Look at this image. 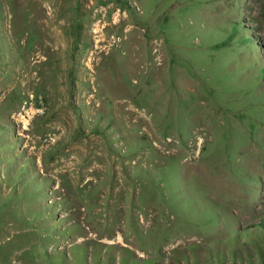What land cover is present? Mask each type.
Wrapping results in <instances>:
<instances>
[{
	"label": "rangeland",
	"instance_id": "1",
	"mask_svg": "<svg viewBox=\"0 0 264 264\" xmlns=\"http://www.w3.org/2000/svg\"><path fill=\"white\" fill-rule=\"evenodd\" d=\"M0 264H264V0H0Z\"/></svg>",
	"mask_w": 264,
	"mask_h": 264
},
{
	"label": "bare ground",
	"instance_id": "2",
	"mask_svg": "<svg viewBox=\"0 0 264 264\" xmlns=\"http://www.w3.org/2000/svg\"><path fill=\"white\" fill-rule=\"evenodd\" d=\"M52 8V7H51ZM44 9H46V8H44ZM41 12V11H40ZM51 12V11H50ZM49 14V13H48ZM43 16H45V15H43ZM49 17V16H48ZM39 20H41L40 18H39ZM38 24V23H37ZM45 25V24H44ZM40 26V25H39ZM38 26V27H39ZM40 28V27H39ZM41 30V29H40ZM55 30V29H54ZM43 31V30H42ZM61 39H56V40H54V41H47L46 40V47L48 48V46H50L51 48H52V51L54 50V52L55 51H58V50H60V49H62L63 47H64V44H61ZM111 42V41H110ZM115 42V41H114ZM117 42V41H116ZM39 46H41V48H42V45H39ZM117 46V45H116ZM45 47V48H46ZM38 50V49H37ZM43 50V49H42ZM42 50H40L39 52H36V55H34V59L35 58H38V60H36V61H34V63H33V65H35V64H38V63H42V62H44V61H46L47 60V58L49 57H46V58H41V52H42ZM63 50H64V48H63ZM155 61V60H154ZM148 63V62H147ZM146 64V63H145ZM149 64V63H148ZM151 64V63H150ZM154 64H157V63H154ZM32 65V64H31ZM156 66V65H155ZM157 68V67H156ZM28 70V69H27ZM26 71V70H25ZM26 74V73H25ZM37 74H35V75H33V76H36ZM33 76H31L30 75V78L31 77H33ZM27 78V77H26ZM23 79H25V78H23ZM28 80V79H27ZM190 87V86H189ZM127 112H128V114H130V113H132V112H137L138 114H141V116L143 115V113H141V112H138V111H135L134 109H132V107L131 106H129V108L127 109ZM130 116V115H129ZM143 118V117H142ZM141 118V119H142ZM138 119H140V118H138ZM169 143V142H168ZM172 152H175V151H169V152H167L168 154L169 153H172Z\"/></svg>",
	"mask_w": 264,
	"mask_h": 264
}]
</instances>
